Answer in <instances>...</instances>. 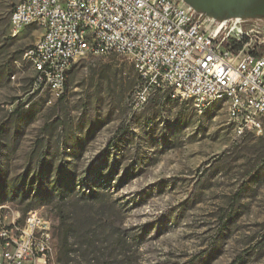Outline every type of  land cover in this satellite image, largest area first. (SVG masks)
Returning <instances> with one entry per match:
<instances>
[{"label": "rangeland", "instance_id": "obj_1", "mask_svg": "<svg viewBox=\"0 0 264 264\" xmlns=\"http://www.w3.org/2000/svg\"><path fill=\"white\" fill-rule=\"evenodd\" d=\"M18 1L0 0V205L43 207L49 264H63L60 210L81 228L67 264H264V139L237 135L225 104L200 113L175 91L131 110L124 54L80 57L61 99L39 93L23 53L40 29L9 34ZM245 27L264 36V22ZM95 187L97 201L81 199Z\"/></svg>", "mask_w": 264, "mask_h": 264}, {"label": "built area", "instance_id": "obj_2", "mask_svg": "<svg viewBox=\"0 0 264 264\" xmlns=\"http://www.w3.org/2000/svg\"><path fill=\"white\" fill-rule=\"evenodd\" d=\"M30 21L43 23L42 39L23 53L35 54L42 70L32 76L39 93L51 90L57 99L65 87L66 73L85 55L124 54L134 65L138 86L131 110L145 105L154 92L187 90L194 103L228 90L233 97L237 135L264 139V43L261 32L248 23L205 24L193 17L181 0H21L9 14V34L17 36ZM80 23H92L95 52L82 44ZM241 48L232 44L242 42ZM61 85V92H54ZM43 207L20 216L0 205V264H49L54 242Z\"/></svg>", "mask_w": 264, "mask_h": 264}, {"label": "bare ground", "instance_id": "obj_3", "mask_svg": "<svg viewBox=\"0 0 264 264\" xmlns=\"http://www.w3.org/2000/svg\"><path fill=\"white\" fill-rule=\"evenodd\" d=\"M18 2H21V0H19ZM186 10L193 11L187 6ZM193 17H200V14L193 11ZM205 24H207L208 26H213L214 22L211 20L207 22L205 20ZM29 26L38 27L40 29V35L37 39H42L43 23L38 21H30ZM80 30H82V44L85 45L88 52H95V35L93 32L92 23H80ZM26 57L27 62L32 68L33 76H36L37 74H39L40 70H42V61L40 57L35 54H26ZM43 91L45 90H41V92ZM47 91L50 93L51 98L57 99V93H52L51 90ZM54 92H61V85H54ZM175 92L177 94H180L181 97L190 99L193 107L200 113L203 112L206 107L213 102H221L225 104L229 122L233 125L234 128H238V121L231 118L233 117L234 100L233 97L229 94L228 90L218 89L213 95L202 98V103L200 104L194 103V96L187 94V90H177Z\"/></svg>", "mask_w": 264, "mask_h": 264}, {"label": "water", "instance_id": "obj_4", "mask_svg": "<svg viewBox=\"0 0 264 264\" xmlns=\"http://www.w3.org/2000/svg\"><path fill=\"white\" fill-rule=\"evenodd\" d=\"M187 7L216 23L264 22V0H181Z\"/></svg>", "mask_w": 264, "mask_h": 264}, {"label": "trees", "instance_id": "obj_5", "mask_svg": "<svg viewBox=\"0 0 264 264\" xmlns=\"http://www.w3.org/2000/svg\"><path fill=\"white\" fill-rule=\"evenodd\" d=\"M244 43V40L242 42L234 43L231 45L233 49L241 48L242 44ZM69 70L66 73V81H65V87L68 85L69 81ZM138 80V76L136 78ZM63 95L59 97L61 99ZM22 104L19 103L17 108L21 107ZM81 199H88L92 201H97L99 199V190L97 187L95 188H87L85 192H82L80 195ZM2 201V199H0ZM35 207H31L29 209H34ZM28 209V210H29ZM24 215V213H22ZM60 214V221H59V229L61 231V239H60V249L58 252L57 261L63 264H67L69 261H71V258L76 255V250L73 249L70 243H68L69 239L73 237L74 235L78 234L81 228L77 229H71L68 226V216L63 212V210L59 211ZM85 237L89 238L90 246L94 248V238L90 236V234H85ZM89 260H93L92 258H89ZM94 261V260H93Z\"/></svg>", "mask_w": 264, "mask_h": 264}, {"label": "crops", "instance_id": "obj_6", "mask_svg": "<svg viewBox=\"0 0 264 264\" xmlns=\"http://www.w3.org/2000/svg\"><path fill=\"white\" fill-rule=\"evenodd\" d=\"M30 27V26H29Z\"/></svg>", "mask_w": 264, "mask_h": 264}]
</instances>
